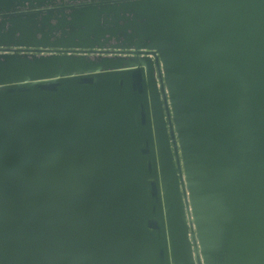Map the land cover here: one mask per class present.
Instances as JSON below:
<instances>
[{"label":"water","instance_id":"water-1","mask_svg":"<svg viewBox=\"0 0 264 264\" xmlns=\"http://www.w3.org/2000/svg\"><path fill=\"white\" fill-rule=\"evenodd\" d=\"M0 264H264V0H0Z\"/></svg>","mask_w":264,"mask_h":264}]
</instances>
